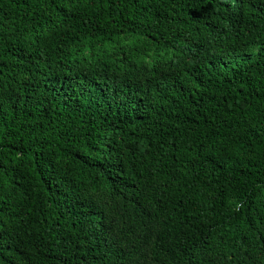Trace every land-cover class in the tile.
I'll list each match as a JSON object with an SVG mask.
<instances>
[{
	"label": "trees",
	"instance_id": "16d2710c",
	"mask_svg": "<svg viewBox=\"0 0 264 264\" xmlns=\"http://www.w3.org/2000/svg\"><path fill=\"white\" fill-rule=\"evenodd\" d=\"M0 264H264V0H0Z\"/></svg>",
	"mask_w": 264,
	"mask_h": 264
}]
</instances>
